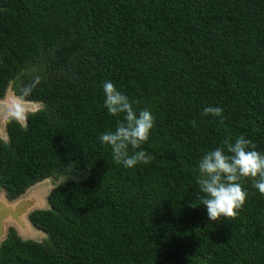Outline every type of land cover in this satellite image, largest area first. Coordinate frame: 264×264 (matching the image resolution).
Here are the masks:
<instances>
[{
    "label": "trees",
    "instance_id": "16d2710c",
    "mask_svg": "<svg viewBox=\"0 0 264 264\" xmlns=\"http://www.w3.org/2000/svg\"><path fill=\"white\" fill-rule=\"evenodd\" d=\"M106 80L155 116L150 164L125 168L100 143L122 118L104 107ZM9 86L44 108L8 122L0 186L11 199L45 178L57 188L53 208L31 215L48 237L11 230L0 264H264L252 179L220 221L196 182L228 135L264 153V0H0V98Z\"/></svg>",
    "mask_w": 264,
    "mask_h": 264
},
{
    "label": "clouds",
    "instance_id": "9594fccd",
    "mask_svg": "<svg viewBox=\"0 0 264 264\" xmlns=\"http://www.w3.org/2000/svg\"><path fill=\"white\" fill-rule=\"evenodd\" d=\"M39 82L37 77L30 85H26L24 95L30 94ZM102 86L107 112L122 118L117 119L114 131L109 130L98 136L100 143L110 146L113 161L125 168L150 164L155 157L142 145L150 139L155 116L148 108L137 112L133 102L113 81L106 80ZM8 112L12 118L23 120L27 107L14 102ZM222 114L223 108L220 106H205L201 113L202 116L214 117H222ZM198 167L196 182L198 193H202L198 195L199 204L206 206L210 221L238 215L249 195L240 183L243 178H251L252 186L264 195V153L258 151L253 140L244 135L226 136L220 146L203 154Z\"/></svg>",
    "mask_w": 264,
    "mask_h": 264
},
{
    "label": "water",
    "instance_id": "95a60500",
    "mask_svg": "<svg viewBox=\"0 0 264 264\" xmlns=\"http://www.w3.org/2000/svg\"><path fill=\"white\" fill-rule=\"evenodd\" d=\"M14 102L23 103L27 107L26 118L16 120L12 118L8 109ZM41 102L23 100L9 86L6 94L0 98V139L8 142V122L16 120L22 126L27 125L28 115L43 109ZM57 188V184L52 182V178H45L32 184L21 195L11 199L7 190L0 186V248L11 233L23 241H35L41 243L48 237L47 233L39 229L31 219V215L36 211L52 209L50 195Z\"/></svg>",
    "mask_w": 264,
    "mask_h": 264
},
{
    "label": "rangeland",
    "instance_id": "374dc122",
    "mask_svg": "<svg viewBox=\"0 0 264 264\" xmlns=\"http://www.w3.org/2000/svg\"><path fill=\"white\" fill-rule=\"evenodd\" d=\"M52 182H53V180H52ZM54 183V182H53ZM54 184H57V183H54Z\"/></svg>",
    "mask_w": 264,
    "mask_h": 264
}]
</instances>
